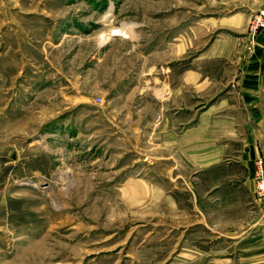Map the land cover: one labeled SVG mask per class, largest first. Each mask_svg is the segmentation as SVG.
<instances>
[{
  "label": "rangeland",
  "instance_id": "374dc122",
  "mask_svg": "<svg viewBox=\"0 0 264 264\" xmlns=\"http://www.w3.org/2000/svg\"><path fill=\"white\" fill-rule=\"evenodd\" d=\"M263 4L0 0V264H264Z\"/></svg>",
  "mask_w": 264,
  "mask_h": 264
},
{
  "label": "crops",
  "instance_id": "0c3cea01",
  "mask_svg": "<svg viewBox=\"0 0 264 264\" xmlns=\"http://www.w3.org/2000/svg\"><path fill=\"white\" fill-rule=\"evenodd\" d=\"M235 17L237 22L240 23L236 24V26L245 28L246 24L243 14H238ZM244 59V57L239 58L238 63H241L240 72L235 76V80L227 89L229 95H236L242 100V103L239 106L231 105V102H233L232 98L227 97L224 103L227 106L225 110L231 109V112H238L246 104V109L250 113L264 112V30L260 32L257 38L253 54L247 60ZM248 144H252L253 146L245 152L244 140H241V149L235 155L236 162L242 165L241 167L252 162L259 152L256 140L254 142L249 141Z\"/></svg>",
  "mask_w": 264,
  "mask_h": 264
},
{
  "label": "built area",
  "instance_id": "2783aa9c",
  "mask_svg": "<svg viewBox=\"0 0 264 264\" xmlns=\"http://www.w3.org/2000/svg\"><path fill=\"white\" fill-rule=\"evenodd\" d=\"M262 30H264V4L261 9L250 18L249 21V34L253 39L256 38ZM99 102H101V99H99ZM259 187L261 191L264 190L263 184Z\"/></svg>",
  "mask_w": 264,
  "mask_h": 264
},
{
  "label": "bare ground",
  "instance_id": "6f19581e",
  "mask_svg": "<svg viewBox=\"0 0 264 264\" xmlns=\"http://www.w3.org/2000/svg\"><path fill=\"white\" fill-rule=\"evenodd\" d=\"M114 33L116 34V33H117V31H114Z\"/></svg>",
  "mask_w": 264,
  "mask_h": 264
}]
</instances>
